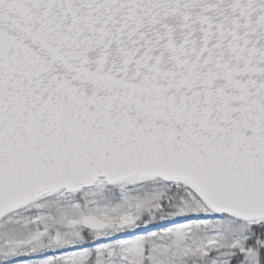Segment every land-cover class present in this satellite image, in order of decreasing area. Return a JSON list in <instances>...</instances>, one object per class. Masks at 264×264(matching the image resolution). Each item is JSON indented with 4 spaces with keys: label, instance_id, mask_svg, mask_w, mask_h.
I'll use <instances>...</instances> for the list:
<instances>
[{
    "label": "snow or ice",
    "instance_id": "snow-or-ice-1",
    "mask_svg": "<svg viewBox=\"0 0 264 264\" xmlns=\"http://www.w3.org/2000/svg\"><path fill=\"white\" fill-rule=\"evenodd\" d=\"M0 264H264V0H0Z\"/></svg>",
    "mask_w": 264,
    "mask_h": 264
}]
</instances>
